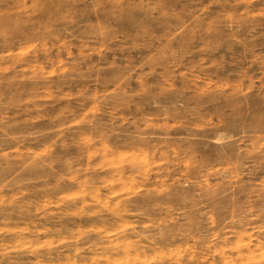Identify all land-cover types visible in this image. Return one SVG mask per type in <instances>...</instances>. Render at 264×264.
I'll list each match as a JSON object with an SVG mask.
<instances>
[{
    "label": "clouds",
    "instance_id": "clouds-1",
    "mask_svg": "<svg viewBox=\"0 0 264 264\" xmlns=\"http://www.w3.org/2000/svg\"><path fill=\"white\" fill-rule=\"evenodd\" d=\"M0 264H264V0H0Z\"/></svg>",
    "mask_w": 264,
    "mask_h": 264
}]
</instances>
